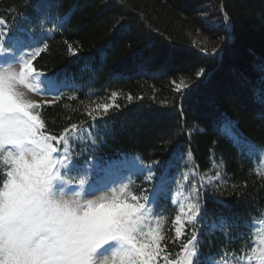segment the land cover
I'll return each mask as SVG.
<instances>
[{
	"label": "trees",
	"instance_id": "trees-1",
	"mask_svg": "<svg viewBox=\"0 0 264 264\" xmlns=\"http://www.w3.org/2000/svg\"><path fill=\"white\" fill-rule=\"evenodd\" d=\"M34 2L0 0V16L9 25L15 19L19 29L38 30L43 22L57 28L46 42V51L34 61L45 74L67 76L77 86L74 92L63 93L55 106L44 109L43 117L54 133L68 123L67 116L73 122L88 121L84 107L110 103L108 97L116 91L119 110L110 109L103 117L107 126L98 135L92 133L102 141L97 151L104 156L131 152L146 164L191 151L201 171L211 169L210 153L217 162L222 157L224 171L234 179L203 192L209 220L223 214L243 222L249 212L254 218L263 215L264 181L220 125L227 117L250 141L264 147V92L259 96L251 92L252 87L261 88L262 73L253 64L264 59V0H45L51 7L39 18L32 9ZM223 12L229 17L231 37L220 54L205 53L194 36L199 31L210 35L221 31ZM68 13L70 20L61 26ZM210 18L217 20L215 25ZM69 44L76 54L69 53ZM85 65L90 67L82 70ZM200 69L204 75L190 90L178 93L173 81L182 75L197 78ZM244 77L252 82L248 87L242 86ZM73 95L78 99L69 100ZM64 104L70 109H64ZM241 231L232 228L230 236ZM201 238L200 247L208 255L221 246L232 247L220 231Z\"/></svg>",
	"mask_w": 264,
	"mask_h": 264
},
{
	"label": "snow or ice",
	"instance_id": "snow-or-ice-1",
	"mask_svg": "<svg viewBox=\"0 0 264 264\" xmlns=\"http://www.w3.org/2000/svg\"><path fill=\"white\" fill-rule=\"evenodd\" d=\"M49 7L45 0L32 4L38 18ZM222 15L225 21L229 20L226 12ZM68 20L70 13L61 19V26ZM41 30L43 35L37 38L34 29H19L15 19L9 25L0 16V264H264V236L252 238L257 225L251 212L243 222L220 214L209 224L203 192L234 179L223 171L222 157L217 164L210 153L214 174L197 176L193 172L192 181L188 172H180L174 154L163 163L154 161L147 165L140 157H133L135 170L127 167L126 155L115 160H83L102 142L92 133L98 135L107 126L103 117L110 109L120 108L116 91L108 97L110 103L84 107L83 115L88 121L73 122L67 116L68 123L59 131L54 133L48 127L43 112L46 107L55 106L57 99L35 100L32 96L60 93L61 87L67 85L34 66L48 48L45 41L51 37L47 33L53 29ZM13 32L24 35H11ZM222 50L213 49V54ZM68 51L76 54L77 50L69 44ZM202 51L206 53V49ZM89 67L85 65L82 70ZM253 69L262 73L260 90L251 88L253 95L259 96L264 92V59L254 63ZM203 75L204 69L196 73L198 79ZM251 83L248 77L242 78V86ZM173 84L178 93L190 90L183 79L180 84ZM70 107L63 105L66 110ZM220 131L234 145H243L249 154L264 157V149L240 137L235 122L229 118L222 119ZM179 155L180 159L185 155L192 158L191 151ZM154 168L160 169L159 175ZM255 171L264 181V171ZM137 175L152 187L135 185L133 178ZM186 182L191 184V190L184 203L173 197V186L185 188ZM242 185L247 188L248 180ZM133 187H139V194ZM231 187L235 189L237 184ZM162 199H168L174 209L167 230L163 212H156ZM201 221L203 230L198 227ZM232 228L242 231L231 237ZM216 231L228 238L229 245L239 241L240 248L221 246L214 256H206L198 247L203 243L201 237Z\"/></svg>",
	"mask_w": 264,
	"mask_h": 264
},
{
	"label": "rangeland",
	"instance_id": "rangeland-1",
	"mask_svg": "<svg viewBox=\"0 0 264 264\" xmlns=\"http://www.w3.org/2000/svg\"><path fill=\"white\" fill-rule=\"evenodd\" d=\"M208 21H210V24L213 23V25H215L217 22V20L214 21L213 18L208 19ZM223 21H224V24H223L224 28L221 31H219L218 33H216L214 35H210V33H206L204 31H199L194 36V42L197 45L201 46L203 50L206 49L207 52H211V53H213V49H217V50L223 49V46L227 43L228 39L231 37L230 21L229 20L228 21L223 20ZM221 52L222 51H218L217 53L220 54ZM182 79H183L184 84L189 85V86L193 85L194 83H196L199 80L198 78H194V77L189 76V75H182L179 80L175 81V84H180ZM32 98L35 100H53V99H57V96L56 95H54V96L48 95V96L44 97V96L35 94L32 96ZM236 130L238 131L240 137L247 138L240 130H238L237 128H236ZM248 140L250 141V139H248ZM187 161L189 163H187ZM215 162L217 164L220 163V162H217L216 160H215ZM182 164L184 166V169L180 172H188L190 174L189 175L190 181L195 179V177L192 175L193 172H195L197 176L203 175L205 172H207L209 175L214 174V170L212 168L208 171H201L199 168L194 167L195 164L193 162V159L191 158V160H189V158L187 156H186L185 162H182ZM257 168H259L261 171H264V157H259L256 169ZM223 171H224V169H223ZM177 176L179 179H182V176H180L179 173H177ZM196 183H199V181L196 180ZM186 184H187V186L185 188H181V189H178L175 186H173V197L175 199L181 201V202H184V203L188 202V198H189L190 190H191V184L189 182H186ZM219 186H221V185L216 184V185H213L211 188L214 189V188H217ZM135 188L136 187H133L132 190H134ZM137 193L139 194V192H137ZM176 193H179V195H176ZM158 208L159 207H156V210ZM156 212L158 213V211H156ZM164 217H165L164 227L166 228V226H167L166 215H164Z\"/></svg>",
	"mask_w": 264,
	"mask_h": 264
}]
</instances>
